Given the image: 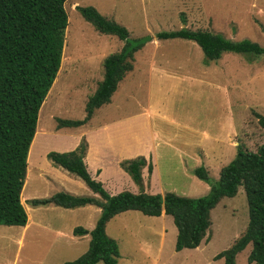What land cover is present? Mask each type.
I'll return each instance as SVG.
<instances>
[{
	"label": "rangeland",
	"instance_id": "374dc122",
	"mask_svg": "<svg viewBox=\"0 0 264 264\" xmlns=\"http://www.w3.org/2000/svg\"><path fill=\"white\" fill-rule=\"evenodd\" d=\"M76 5L94 6L125 26L130 38L148 35L151 40L135 52L133 69L118 83L109 103L82 125L58 128L59 119L84 117L86 101L103 77V59L123 45L115 35L97 31ZM65 10L68 24L61 64L39 109L22 194L33 216L48 218L50 228L64 224L62 232L76 243L68 256L44 258L49 247L63 241H55L50 228L15 237V225H0V264H61L88 248L87 238L79 240L81 236H73L69 227L89 228L99 216L94 206L66 209L48 204L39 206L44 207L39 211L30 203L59 191L94 195L76 174L53 165L47 156L50 151H73L84 141L89 173L101 177L111 194L139 192L119 163L143 156L145 192L198 197L207 194L210 185L197 178L193 168L204 165L216 180L221 167L234 157L237 144L251 151L264 144V128L255 115L264 117V55L226 52L206 62L195 42L156 36L162 30L187 27L264 46V0H66ZM210 220L200 246L180 251L175 250L177 229L166 214L128 210L113 217L106 232L119 246L117 264H224L223 258L214 256L234 243L248 224L242 185L211 209ZM250 249L248 244L236 255V264H256L247 261Z\"/></svg>",
	"mask_w": 264,
	"mask_h": 264
},
{
	"label": "trees",
	"instance_id": "16d2710c",
	"mask_svg": "<svg viewBox=\"0 0 264 264\" xmlns=\"http://www.w3.org/2000/svg\"><path fill=\"white\" fill-rule=\"evenodd\" d=\"M66 0H0V225L23 226L27 212L21 202L32 140L37 131L39 109L57 77L64 47L68 15ZM94 28L123 41L121 49L103 59L104 73L94 92L88 97L82 119H59L58 128L76 127L86 123L95 110L109 103L118 83L134 67L135 52L151 40V36L130 38L122 24L107 18L94 6L75 7ZM185 19H183V22ZM158 39H185L198 44L204 61L216 60L223 53L264 55V46L250 39L238 41L221 33L181 27L156 33ZM264 128V117L255 114ZM86 143L73 151H50L47 156L55 166L76 174L99 198L59 191L46 198H33V206L54 204L64 208L97 205L101 212L94 227L73 228L74 235H90L88 248L79 257L61 264H117L120 256L116 240L106 232V225L115 215L136 210L148 216H171L177 229L175 250L197 247L211 224L210 211L223 197H232L242 185L247 205L248 224L228 248L215 259L236 264V255L251 244L248 263L264 264V144L256 151L236 145L234 157L212 179L204 165L193 168V174L209 183L207 194L198 197L174 192L148 193L143 190V156L123 159L120 166L139 186V192H108L102 182L91 176L83 160ZM29 164V162H28ZM152 163L147 171H152Z\"/></svg>",
	"mask_w": 264,
	"mask_h": 264
},
{
	"label": "crops",
	"instance_id": "0c3cea01",
	"mask_svg": "<svg viewBox=\"0 0 264 264\" xmlns=\"http://www.w3.org/2000/svg\"><path fill=\"white\" fill-rule=\"evenodd\" d=\"M74 4H76V3H73V5ZM111 98H112V96H111ZM144 112H145V109H144ZM142 116H145V115H142ZM148 150H150V149H148ZM151 150H153V146H152V148H151ZM30 153V152H29ZM28 153V154H29ZM145 155V154H144ZM143 170H145V168L143 169ZM142 170V171H143ZM91 174V173H90ZM91 176L93 177V178H95L96 180H99V181H101L100 180V178L101 177H95V175L93 176L92 174H91ZM78 181V183L79 184H81V182H80V180H77ZM102 182V181H101ZM102 184H103V186L105 187V189L108 191L109 190V188L107 187V185H106V183H104V182H102ZM106 185V186H105ZM24 190V189H23ZM33 192V190L30 192V194ZM134 192H137V191H134ZM92 196H96V197H98L99 198V195H97V194H95L94 193V195H92ZM46 198V197H45ZM25 201H27V199L25 200ZM24 196H23V194H22V196H21V202H22V204L24 205V207H25V210H26V212H27V222H26V224L25 225H23V226H17V225H15V227H17L16 229H18V232L14 235L15 237L16 236H19V237H22L24 234L25 235H27L28 236V233L29 232H31L32 233V235H35V234H38V232H40L41 230L42 231H44V230H47V229H49L50 227H52L51 225H50V223H47V222H50V220L48 219V218H46L45 216H33L31 213H30V209L28 208V207H26V205L24 204ZM49 204H51V203H49ZM46 205H48V204H46ZM46 205H40V206H46ZM87 206V205H86ZM92 206H94L95 207V213L96 214H100V212H101V208L99 207V206H97V205H92ZM39 207V206H38ZM64 208V207H63ZM78 208V207H77ZM39 209V211H44L43 209H44V207H39L38 208ZM66 209H69V208H66ZM72 209H75V208H72ZM165 213L164 212H162V214L160 215V216H162V215H164ZM118 215V214H117ZM116 216V215H115ZM114 216V217H115ZM112 219V218H111ZM110 219V220H111ZM96 217H95V219H93L92 221H91V224H90V226H89V228H86L87 230H91L93 227H94V225H95V223H96ZM109 220V221H110ZM77 226H81V225H77ZM107 226V225H106ZM53 227H56V228H50L51 230V232L52 233H54V238H56V240L55 241H57V240H63L62 241V243L61 244H58V245H55V246H51V247H49V251H48V253L49 254H47L44 258H47V257H50V256H52V257H56V258H60V257H62V256H68V254H70L72 251H73V246L75 245V243H76V241H75V239H71V237L70 238H67V236H65V234L62 232V228L64 227V224H60V225H58V226H53ZM73 228L74 227H72V225L69 227V229L71 230V232H72V235L73 236H75L74 234H73ZM85 228V227H84ZM161 229V228H160ZM177 234V233H176ZM88 235L89 234H85V235H81V238L79 239V240H81V239H85V238H87V240H86V242H88L89 243V241H88ZM13 236V235H12ZM72 236V237H73ZM78 236V235H77ZM86 236V237H85ZM162 236H163V234L161 233L160 234V240H159V250L161 249V243H162ZM64 237H65V239H64ZM66 239H70L69 240V242L68 241H66ZM176 239V238H175ZM90 240V239H89ZM54 241V242H55ZM70 241H72V243L70 242ZM148 246V245H147ZM200 245H198L197 247H195V249H197L198 247H199ZM47 250V249H46ZM46 250H43L42 251V254L43 253H45L46 252ZM118 263V262H117Z\"/></svg>",
	"mask_w": 264,
	"mask_h": 264
}]
</instances>
